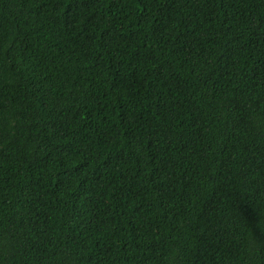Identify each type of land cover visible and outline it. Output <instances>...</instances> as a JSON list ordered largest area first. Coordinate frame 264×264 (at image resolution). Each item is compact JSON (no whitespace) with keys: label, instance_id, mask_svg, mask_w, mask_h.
Segmentation results:
<instances>
[{"label":"trees","instance_id":"obj_1","mask_svg":"<svg viewBox=\"0 0 264 264\" xmlns=\"http://www.w3.org/2000/svg\"><path fill=\"white\" fill-rule=\"evenodd\" d=\"M0 264H264V0H0Z\"/></svg>","mask_w":264,"mask_h":264}]
</instances>
